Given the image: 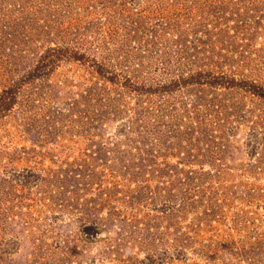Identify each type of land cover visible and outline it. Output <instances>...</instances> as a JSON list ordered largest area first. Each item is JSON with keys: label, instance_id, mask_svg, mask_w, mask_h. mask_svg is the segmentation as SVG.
<instances>
[{"label": "rangeland", "instance_id": "obj_1", "mask_svg": "<svg viewBox=\"0 0 264 264\" xmlns=\"http://www.w3.org/2000/svg\"><path fill=\"white\" fill-rule=\"evenodd\" d=\"M0 264H264V0H0Z\"/></svg>", "mask_w": 264, "mask_h": 264}, {"label": "trees", "instance_id": "obj_2", "mask_svg": "<svg viewBox=\"0 0 264 264\" xmlns=\"http://www.w3.org/2000/svg\"><path fill=\"white\" fill-rule=\"evenodd\" d=\"M8 106V104L6 103V102H4L2 105H0V107H7Z\"/></svg>", "mask_w": 264, "mask_h": 264}]
</instances>
